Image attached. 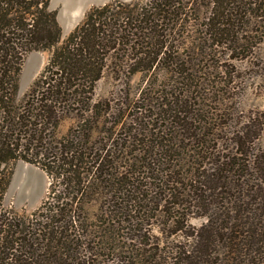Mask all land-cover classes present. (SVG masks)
Segmentation results:
<instances>
[{
    "label": "trees",
    "instance_id": "1",
    "mask_svg": "<svg viewBox=\"0 0 264 264\" xmlns=\"http://www.w3.org/2000/svg\"><path fill=\"white\" fill-rule=\"evenodd\" d=\"M60 36L49 0H0V264H264V110L219 55L264 80V0L111 2ZM109 65L140 94L95 100ZM18 160L50 179L29 215L3 206Z\"/></svg>",
    "mask_w": 264,
    "mask_h": 264
},
{
    "label": "rangeland",
    "instance_id": "2",
    "mask_svg": "<svg viewBox=\"0 0 264 264\" xmlns=\"http://www.w3.org/2000/svg\"><path fill=\"white\" fill-rule=\"evenodd\" d=\"M141 0H49V10L56 12V19L61 29L59 44L71 34L84 20L88 11L95 7L103 6L111 2L131 3ZM51 50L32 51L28 53L23 61L19 80L18 98H22L31 88L33 82L43 72L52 54ZM222 57L223 70L233 67L236 70L237 79L234 81L237 86L234 92V101L240 111L248 109L264 110V80L263 74L257 69L258 61H236L229 58L226 51L219 53ZM255 63V65H254ZM114 65V64H113ZM113 65L105 68L101 79L96 84L95 100L116 99L124 101L125 94L130 91L139 95L146 80L143 81V74H136L129 81L126 73H119ZM130 84V87L127 86ZM244 87L247 89L244 91ZM70 121L64 123L61 129L66 132ZM264 142V134L261 143ZM21 167L28 171L21 172ZM12 170L7 189L3 196L4 208L12 209L16 214L29 215L43 203L49 189L50 179L46 172L39 166L18 160L11 163ZM40 189V194L33 198V190ZM35 200L34 202H31ZM194 225H200L202 220L193 219Z\"/></svg>",
    "mask_w": 264,
    "mask_h": 264
},
{
    "label": "water",
    "instance_id": "3",
    "mask_svg": "<svg viewBox=\"0 0 264 264\" xmlns=\"http://www.w3.org/2000/svg\"><path fill=\"white\" fill-rule=\"evenodd\" d=\"M28 171V169H25L24 167H21V172ZM40 194V189L33 190V198L36 199V197ZM35 200H32L31 202H34Z\"/></svg>",
    "mask_w": 264,
    "mask_h": 264
}]
</instances>
